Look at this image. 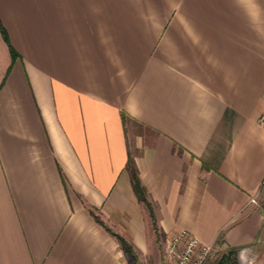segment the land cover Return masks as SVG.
Wrapping results in <instances>:
<instances>
[{"label": "crops", "instance_id": "1", "mask_svg": "<svg viewBox=\"0 0 264 264\" xmlns=\"http://www.w3.org/2000/svg\"><path fill=\"white\" fill-rule=\"evenodd\" d=\"M0 24V264H165L180 227L264 264V0H0Z\"/></svg>", "mask_w": 264, "mask_h": 264}, {"label": "built area", "instance_id": "2", "mask_svg": "<svg viewBox=\"0 0 264 264\" xmlns=\"http://www.w3.org/2000/svg\"><path fill=\"white\" fill-rule=\"evenodd\" d=\"M260 120L264 123V115ZM209 248V243L201 241L188 229L180 227L167 238L165 264H201Z\"/></svg>", "mask_w": 264, "mask_h": 264}, {"label": "trees", "instance_id": "3", "mask_svg": "<svg viewBox=\"0 0 264 264\" xmlns=\"http://www.w3.org/2000/svg\"><path fill=\"white\" fill-rule=\"evenodd\" d=\"M0 30H1L4 38L7 39L5 30L1 24H0ZM9 48H10V51L12 53L15 52L11 45H9ZM126 165L130 171V175H131V179H132V185L134 187V190H135L137 196L140 198H142V197L145 198V187L143 186V184L140 181V178L137 174V169H136V166H135V163H134V160L132 159V157L127 159ZM117 236L120 239V243H121L122 247H124L126 250H128L131 253L132 250H131L130 244L121 235L117 234Z\"/></svg>", "mask_w": 264, "mask_h": 264}, {"label": "rangeland", "instance_id": "4", "mask_svg": "<svg viewBox=\"0 0 264 264\" xmlns=\"http://www.w3.org/2000/svg\"><path fill=\"white\" fill-rule=\"evenodd\" d=\"M257 201L264 208V186L262 187L261 192L258 195ZM261 249L264 250V243H262L261 246L258 247L259 251ZM208 251L201 264H212L216 255L221 251V249H219L218 251L214 249L210 250L209 252ZM131 264H154V260L151 256H147L145 258H137L134 262H131Z\"/></svg>", "mask_w": 264, "mask_h": 264}, {"label": "flooded vegetation", "instance_id": "5", "mask_svg": "<svg viewBox=\"0 0 264 264\" xmlns=\"http://www.w3.org/2000/svg\"><path fill=\"white\" fill-rule=\"evenodd\" d=\"M238 250L227 249L222 252L219 257L213 262V264H238Z\"/></svg>", "mask_w": 264, "mask_h": 264}, {"label": "water", "instance_id": "6", "mask_svg": "<svg viewBox=\"0 0 264 264\" xmlns=\"http://www.w3.org/2000/svg\"><path fill=\"white\" fill-rule=\"evenodd\" d=\"M246 263H248V262H246ZM246 263H245V264H246Z\"/></svg>", "mask_w": 264, "mask_h": 264}]
</instances>
